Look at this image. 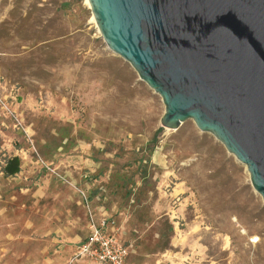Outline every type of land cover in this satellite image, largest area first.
<instances>
[{
    "label": "rangeland",
    "instance_id": "374dc122",
    "mask_svg": "<svg viewBox=\"0 0 264 264\" xmlns=\"http://www.w3.org/2000/svg\"><path fill=\"white\" fill-rule=\"evenodd\" d=\"M0 97L23 104L0 151L42 163L0 174V264H95L74 258L81 190L115 219L127 264H264L246 167L191 119L161 126V97L108 47L87 0H0Z\"/></svg>",
    "mask_w": 264,
    "mask_h": 264
},
{
    "label": "water",
    "instance_id": "95a60500",
    "mask_svg": "<svg viewBox=\"0 0 264 264\" xmlns=\"http://www.w3.org/2000/svg\"><path fill=\"white\" fill-rule=\"evenodd\" d=\"M108 45L164 105L249 173L264 202V0H87Z\"/></svg>",
    "mask_w": 264,
    "mask_h": 264
},
{
    "label": "built area",
    "instance_id": "2783aa9c",
    "mask_svg": "<svg viewBox=\"0 0 264 264\" xmlns=\"http://www.w3.org/2000/svg\"><path fill=\"white\" fill-rule=\"evenodd\" d=\"M0 110L4 118L13 119L18 124V115L12 102L0 97ZM81 196L88 234L77 246L74 258L88 260L95 264H127L130 247L121 239L113 216L103 208L94 209L82 190Z\"/></svg>",
    "mask_w": 264,
    "mask_h": 264
},
{
    "label": "crops",
    "instance_id": "0c3cea01",
    "mask_svg": "<svg viewBox=\"0 0 264 264\" xmlns=\"http://www.w3.org/2000/svg\"><path fill=\"white\" fill-rule=\"evenodd\" d=\"M20 105L21 106L23 105L22 102L16 103L15 108H17V106H20ZM7 120L9 119L7 118L0 119V125L6 127L5 124ZM57 150H60V148H57ZM4 151L5 152L0 151V153H2L1 155L2 159L0 160V174H2L6 178H20L21 177L23 179H26L28 173H33L34 171H36L35 169H37L39 166L42 165V163L40 162L41 159L36 158L29 148L11 144V145H8ZM54 162H55V165H57L56 160L50 161L48 163L45 162V164L49 165ZM87 234H88V230H87V233L84 239L86 238ZM83 240H81V242Z\"/></svg>",
    "mask_w": 264,
    "mask_h": 264
}]
</instances>
